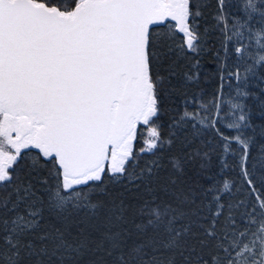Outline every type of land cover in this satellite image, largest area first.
Listing matches in <instances>:
<instances>
[{
    "label": "snow or ice",
    "instance_id": "1",
    "mask_svg": "<svg viewBox=\"0 0 264 264\" xmlns=\"http://www.w3.org/2000/svg\"><path fill=\"white\" fill-rule=\"evenodd\" d=\"M225 2L235 65L170 112L200 88L202 0H0V264H264V145L250 161L240 102L264 68V0L231 26Z\"/></svg>",
    "mask_w": 264,
    "mask_h": 264
},
{
    "label": "trees",
    "instance_id": "2",
    "mask_svg": "<svg viewBox=\"0 0 264 264\" xmlns=\"http://www.w3.org/2000/svg\"><path fill=\"white\" fill-rule=\"evenodd\" d=\"M203 4V17L198 18L197 23L199 24L200 32L203 34L205 27L209 29L207 36L203 39V49L201 54L196 57L200 60V69H201V82L200 88L195 86H189L187 89H182L180 94L173 97L174 105H169V111L172 112V109L182 108L183 107V92L187 91L188 96H192L194 93H199L201 89L203 90V95L205 98L209 94L215 93L216 89L219 87L220 80L216 75L217 71L220 68V63L224 62L229 69H232L236 62V56L234 52V45L237 42V37L233 36V40L228 45V51H225L222 48V40L224 39V34L220 30V26L217 25V21L214 19L216 13L218 12L217 0H202ZM241 0H226L224 6V14L228 17L230 26L234 22V19H238L243 16V13H237L236 5H240ZM253 31L260 28L261 25L257 24L255 21L251 22ZM244 32V42H248V37L250 33L247 28L242 29ZM229 34H232L231 32ZM217 53L219 55H217ZM191 55V54H189ZM251 62V61H249ZM185 61L181 60L180 71L183 70ZM241 70L243 66L240 65ZM173 83L180 84L182 80L179 78H173ZM233 87L230 89L227 84H225L224 94L225 99H231L235 97V81L232 82ZM249 92V96L246 98H241V103L245 105V111L248 113L249 123L252 125L251 128L244 129V134L246 136H254L253 146L250 149L249 160L251 161L254 157L258 156L260 151V146L264 145V68H258L256 76H249L247 81V88L245 89ZM227 106H224V111H226ZM167 115L164 117V120H167ZM231 117L225 115V122L230 121ZM221 127V131L226 132L227 134H233L231 130L223 127V124L218 125ZM214 136V134H213ZM209 136L208 139L213 140L212 145L208 147L214 150H211V169L210 171L213 174L218 176L220 172V148L218 147L219 137ZM233 147H237L233 145ZM176 151H179L177 147ZM229 163L232 164L234 171L226 172L225 174L229 178H235L236 173L239 169L235 168V161L232 157H229ZM251 167V164L249 165ZM196 169H193L189 172V175H194ZM261 176H264V169L257 167L255 174L252 177L257 185L261 182ZM219 178V177H218Z\"/></svg>",
    "mask_w": 264,
    "mask_h": 264
}]
</instances>
